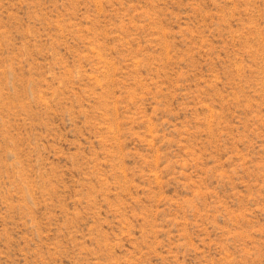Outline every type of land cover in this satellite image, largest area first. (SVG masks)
<instances>
[{"label":"rangeland","instance_id":"rangeland-1","mask_svg":"<svg viewBox=\"0 0 264 264\" xmlns=\"http://www.w3.org/2000/svg\"><path fill=\"white\" fill-rule=\"evenodd\" d=\"M0 264H264V0H0Z\"/></svg>","mask_w":264,"mask_h":264}]
</instances>
